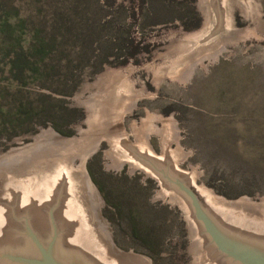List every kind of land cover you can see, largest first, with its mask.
<instances>
[{
    "label": "rangeland",
    "instance_id": "rangeland-1",
    "mask_svg": "<svg viewBox=\"0 0 264 264\" xmlns=\"http://www.w3.org/2000/svg\"><path fill=\"white\" fill-rule=\"evenodd\" d=\"M78 1L87 13L73 17L82 29L77 33L90 38L95 34L102 40L91 59L86 47L72 48L61 31L57 70L39 65L20 76L10 72L7 49L0 46V107L28 102L32 110L21 123L0 122V157L49 129L65 138L85 134L105 80L118 69H128L139 97L135 109L123 117L130 142H137L133 125L147 120L156 129L150 146L160 156L158 129L161 120L170 117L179 130V146L187 153L177 166L183 171L195 167L201 173L196 185L227 201L243 196L260 201L264 197V27L252 28L242 10L233 8L241 40L200 65L190 78L171 81L157 73L156 60L168 46L202 27L200 0ZM11 4L19 7L7 16L13 21L35 12L27 0H11ZM49 8L44 13L49 21L46 33L53 32L54 5ZM261 13L264 18V1ZM62 15L65 20L70 17ZM85 19L93 28L91 35L84 28ZM21 24L14 38L24 47L34 30ZM41 105L47 107L46 113ZM97 146L88 158L87 171L106 205L117 248L142 255L152 264H192V242L181 209L159 197L157 182L147 172L131 166L109 169L110 143L101 141Z\"/></svg>",
    "mask_w": 264,
    "mask_h": 264
},
{
    "label": "water",
    "instance_id": "water-1",
    "mask_svg": "<svg viewBox=\"0 0 264 264\" xmlns=\"http://www.w3.org/2000/svg\"><path fill=\"white\" fill-rule=\"evenodd\" d=\"M264 0H200L202 27L168 46L156 60L166 80L184 81L241 40L233 22L239 7L255 29L264 27ZM128 69L111 73L97 99L93 122L79 137L49 129L0 157V264H152L117 248L106 205L87 171L101 141L110 143L107 167L131 166L152 175L159 197L173 202L188 224L192 264H264V197L227 201L196 185L201 173L180 170L187 153L170 117L161 120L162 154L150 146L147 120L137 121L129 140L123 117L138 102Z\"/></svg>",
    "mask_w": 264,
    "mask_h": 264
},
{
    "label": "trees",
    "instance_id": "trees-1",
    "mask_svg": "<svg viewBox=\"0 0 264 264\" xmlns=\"http://www.w3.org/2000/svg\"><path fill=\"white\" fill-rule=\"evenodd\" d=\"M29 7H32V14H27L21 20H11L8 16L11 12L16 11L19 7L11 4V0H0V14L2 20L0 22V46L6 48V56H8L9 70L11 73L18 72V75L24 76L28 72H32L40 66L48 65L52 70H57L59 65H55V57L58 52H60V47L62 46V37H60V32H66V37L72 44V48L86 47L87 58L91 59L94 53V47L102 42L100 37L93 35L91 38L88 36H82L83 33H77V31H82L81 27H77L74 22V16L78 15L80 11L85 14L87 11L81 9L80 2L78 0H27ZM48 5V7L46 6ZM54 5L55 14L51 21L52 33H46L49 26V21L47 17H44L45 8L46 15L51 11V7ZM67 13L70 15L66 20L64 19ZM27 26L30 25L34 30L32 38L24 47L20 44V41H15L14 30L19 26V24ZM84 28L89 31L88 34H92V27L89 25L87 19L84 20ZM93 26V25H92ZM81 29V30H80ZM97 31V30H96ZM84 32V30H83ZM19 43V44H18ZM76 49V48H75ZM40 65V66H39ZM36 66V67H34ZM29 101V100H28ZM22 103V102H21ZM29 103L24 105H17L14 103L12 106L9 105L6 109L0 107V122L1 124L10 123L16 124L21 123L24 117H27L28 113H32L31 109H28ZM41 112L46 113L47 107L45 105L40 106ZM30 130H26L28 132ZM18 134V133H17ZM10 137V136H9Z\"/></svg>",
    "mask_w": 264,
    "mask_h": 264
},
{
    "label": "bare ground",
    "instance_id": "bare-ground-1",
    "mask_svg": "<svg viewBox=\"0 0 264 264\" xmlns=\"http://www.w3.org/2000/svg\"><path fill=\"white\" fill-rule=\"evenodd\" d=\"M155 130H156V129L153 128V132H154ZM43 132H44V131H43ZM43 132H42V133H43ZM42 133H41V134H42ZM37 137H38V136H37ZM37 137H36V138H37ZM36 138H35V139H36ZM97 149H98V146L95 148V150L92 152V154H93ZM92 154H91V155H92ZM91 155H90V156H91Z\"/></svg>",
    "mask_w": 264,
    "mask_h": 264
}]
</instances>
